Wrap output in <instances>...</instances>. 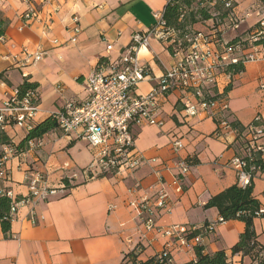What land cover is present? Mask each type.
Here are the masks:
<instances>
[{"label":"crops","instance_id":"0c3cea01","mask_svg":"<svg viewBox=\"0 0 264 264\" xmlns=\"http://www.w3.org/2000/svg\"><path fill=\"white\" fill-rule=\"evenodd\" d=\"M41 20H32L22 28L21 14L28 7L24 0H0V103L9 87L27 80L36 83L39 110L34 124L61 109L67 99L83 100L88 96L84 77L99 59H115L128 43L130 34L143 31L154 23L153 13L163 11L169 0H50L41 4L30 0ZM210 13L222 1H209ZM236 11L242 17L238 30L228 39H247L255 32L257 21L264 16L259 0H236ZM44 20L49 22L44 27ZM77 22L80 32L70 42L71 28ZM212 18L193 24L205 30ZM56 42H53V40ZM112 45L106 50V45ZM14 44V48L11 47ZM22 46L45 51L40 61L22 69L10 57ZM150 50L139 51L141 63L150 68V75L138 85V92L149 91L153 79L162 73V65L170 62L165 46L152 39ZM263 58L248 61L244 69L232 77L227 91L229 121L244 127L256 114L264 124V51ZM57 86L61 87L59 91ZM221 89V88H220ZM178 96L171 94L164 103V124L161 127H133L135 146L145 157L131 173L112 177L85 179L80 174L92 152L86 142L66 135L57 127L33 139V146L24 148L7 163L9 181L4 186L20 197L27 194L31 173L40 172L52 187L67 185L64 194L49 196L44 201L20 205L4 233L0 226V264H120L125 253L135 250L140 259L159 253L166 241L155 230L145 232L129 201L153 195L166 188L173 201L169 213L157 216L159 227L181 224L194 228L217 221L216 208H206L210 197L237 183L232 157L240 155L236 136L227 129L221 137L214 136L217 122L206 112L183 120ZM33 124V125H34ZM8 139L17 145L26 135L19 126L4 128ZM180 138L182 147L172 148V140ZM264 143V138L261 139ZM154 159V161H151ZM183 159L191 168L177 194L169 186L176 161ZM264 163V160H263ZM161 177V179H160ZM252 195L264 207V170L252 178ZM33 211L35 221L30 218ZM257 241L264 246V216L253 220ZM244 230L240 220H228L204 233L199 246L205 253L224 250L232 264H255L248 256L232 255L230 248ZM170 256L175 264L194 260V249L181 248L172 240Z\"/></svg>","mask_w":264,"mask_h":264},{"label":"built area","instance_id":"2783aa9c","mask_svg":"<svg viewBox=\"0 0 264 264\" xmlns=\"http://www.w3.org/2000/svg\"><path fill=\"white\" fill-rule=\"evenodd\" d=\"M28 7L21 14L22 28L32 20H41L39 11L30 0ZM46 4L50 0H39ZM225 14L215 23H210L205 30H195L177 36L176 32L167 26L163 19V11L153 13L154 23L143 31L130 34L128 43L120 51L118 57L110 59L102 57L94 69L84 77V86L88 96L83 100L67 99L61 109L52 114L57 128L66 135H73L86 142L92 152L90 162L81 168L80 174L85 179L96 177H112L131 173L144 161L145 157L135 146L133 127L150 125L161 127L164 124V103L171 94L178 96L181 105L180 116L188 120L200 112H206L214 117L217 129L214 136L221 137L227 129L229 112L225 88L232 82L231 66L263 58L256 41L264 33V16L257 21L255 32L248 39L230 43L225 38L229 31H236L242 23V17L236 11V0H221ZM49 22L44 20V27ZM212 26H214L212 28ZM70 42L76 41L80 28L76 21L71 28ZM161 42L169 52L170 62L162 65V73L155 77L151 88L146 93L138 92V85L150 75L148 65L141 63L139 51L142 48L150 52V41ZM0 40H3L0 36ZM53 42H56L54 39ZM14 44L11 47L14 48ZM108 43L106 50H111ZM45 51L41 48L30 49L22 46L18 52L10 55L13 63L22 69V77H27L23 68L41 60ZM27 81V80H25ZM0 84L3 81L0 78ZM221 88V89H220ZM60 91L61 87L57 86ZM39 110V95L36 88L21 90L18 86L9 87L0 103V127L19 126L24 131L32 128ZM237 134L236 129H232ZM264 124L261 116L256 114L236 139L240 155L231 158L230 164L236 171L237 183L241 187L250 184L252 174L246 167L251 160V151H259L264 156ZM33 146V139L28 140ZM182 147L180 138L172 140V148L177 151ZM17 154L14 145H0V195L11 199L9 219L12 220L20 205L29 202L44 201L49 196L64 194L66 184L52 187L46 184L44 175L40 172L31 173L27 182V194L16 196L13 191L4 186L9 181L7 163ZM248 159V160H247ZM154 161V159H151ZM176 171L173 173L169 186L175 193L183 191V181L191 168V163L178 159ZM161 179V177H160ZM173 201L166 188L161 187L153 195L142 196L129 201L136 217L143 225L145 232L155 230L165 238L164 246L158 253L172 261L170 248L172 240L176 239L181 248L194 249L199 246L204 233L211 232L217 224L224 223L221 217L197 229L181 224L159 227L157 216L171 211ZM31 220L35 221L34 212H29ZM258 214L264 216V207Z\"/></svg>","mask_w":264,"mask_h":264},{"label":"trees","instance_id":"16d2710c","mask_svg":"<svg viewBox=\"0 0 264 264\" xmlns=\"http://www.w3.org/2000/svg\"><path fill=\"white\" fill-rule=\"evenodd\" d=\"M264 6V0H259ZM194 0H169L163 10V19L168 27L174 30L177 36L184 33H191L196 29L193 28V24L212 18V23L218 18H221L225 14V10H221L220 4H217L210 13L207 9H190ZM223 5V3H222ZM214 26H212L213 28ZM2 35V30H0ZM250 38V37H249ZM234 37L229 39L230 43L236 41H243L247 44L248 39ZM254 43L264 51V33ZM233 73L241 72L244 69V65L237 64L231 66ZM21 90L26 88H35L36 83L28 81L22 82L18 86ZM231 88L228 85L225 88V92ZM231 129H236L240 134L244 130V126L239 122L232 120L228 122ZM57 127V124L52 115L48 116L44 120L34 124L29 129L25 137L17 144L14 145L6 136L4 129L0 127V145L9 144L14 145L16 152L23 149L25 144L30 139L41 137L44 133H47ZM237 134L236 139H238ZM248 160V159H247ZM264 156L259 151H251V160H248L246 170L252 174V178L256 171L264 170ZM252 179L249 185L241 187L238 183L226 187L219 193L210 197L205 204L206 208L214 207L217 209L219 217L223 220H240L244 223V230L239 235L237 242L230 248L232 255L240 254L241 256H248L255 264H264V246L260 244L256 239V233L254 231L253 220L256 217H262L258 214V210L261 207L260 202L252 195ZM11 199L5 195H0V226L4 233H7L10 228L9 209ZM195 259L184 262L182 264H232L225 254L224 250H217L213 253H205L201 246L194 247ZM120 264H175L173 261H169L167 257H162L158 253L149 256L145 259H140L137 251L132 250L125 253Z\"/></svg>","mask_w":264,"mask_h":264},{"label":"rangeland","instance_id":"374dc122","mask_svg":"<svg viewBox=\"0 0 264 264\" xmlns=\"http://www.w3.org/2000/svg\"><path fill=\"white\" fill-rule=\"evenodd\" d=\"M209 1H212V0H194V3L192 4V6L190 7V9H200V8H204V9H207V10H209L210 9V6H209ZM215 1H217V0H215ZM221 1V0H220ZM219 8V7H218ZM230 33H232V31H229V32H227L226 34H225V38L226 39H228L227 38V35L228 34H230ZM139 90V89H138ZM143 93H146L147 91H142Z\"/></svg>","mask_w":264,"mask_h":264}]
</instances>
